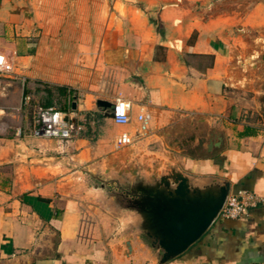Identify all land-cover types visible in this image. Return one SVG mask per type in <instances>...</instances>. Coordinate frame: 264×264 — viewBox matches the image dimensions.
Listing matches in <instances>:
<instances>
[{"label": "crops", "instance_id": "1", "mask_svg": "<svg viewBox=\"0 0 264 264\" xmlns=\"http://www.w3.org/2000/svg\"><path fill=\"white\" fill-rule=\"evenodd\" d=\"M57 2L92 28L104 0H0V53L12 63L0 72L8 78L0 82V166L12 168L10 186L0 185V264H161L132 211L116 207L100 179L130 168L149 178L170 165L260 200L235 219L218 216L162 264H264V0H142L137 10L113 0L106 27L135 41L111 47L106 86L98 52L94 68L56 74L66 63L54 49H99L44 40ZM37 77L72 90L59 98L75 112L79 135L36 136L31 119L10 121L19 81ZM118 97L131 103L125 124L96 109L97 99ZM141 108L151 114L146 134L137 132ZM123 131L133 141L116 148Z\"/></svg>", "mask_w": 264, "mask_h": 264}, {"label": "water", "instance_id": "2", "mask_svg": "<svg viewBox=\"0 0 264 264\" xmlns=\"http://www.w3.org/2000/svg\"><path fill=\"white\" fill-rule=\"evenodd\" d=\"M96 109L112 118L114 102L97 99ZM126 171L129 176L124 175ZM100 181L116 207L132 211L135 230L160 252L161 264L184 252L204 234L219 216L230 189L226 179L196 181L172 165L164 174L149 178L140 176L135 168L118 169L116 176Z\"/></svg>", "mask_w": 264, "mask_h": 264}, {"label": "rangeland", "instance_id": "3", "mask_svg": "<svg viewBox=\"0 0 264 264\" xmlns=\"http://www.w3.org/2000/svg\"><path fill=\"white\" fill-rule=\"evenodd\" d=\"M125 1L128 2L127 4H129L131 9L133 10L142 8V0ZM66 4L68 3L57 2L56 5H54L50 20L51 31L47 34H44V36L46 37L44 40L50 43H55L57 47L65 46L67 45V43L92 41L98 45L99 49L98 51H96V53L95 51L90 50L54 49L53 51H51L54 57L59 62L66 63L63 67H59L56 65L54 66V68L57 70L56 74L65 76L79 75L80 71L74 66L76 64H82L81 66H85L93 63V67H90L94 68L93 59L96 58L95 55L98 52L99 55H97V58H99L100 60L98 67L99 80L102 85L106 86L107 84L104 82L103 78H109L114 72V69L111 66L112 63L110 62L114 57V49H111V47L113 45L119 46L120 43L124 41V39L125 41L133 44L135 39L132 35L122 34L118 32V29L113 28L114 30H112L106 27L107 17L110 9L112 8L113 0H104L103 3H100L98 20H94L96 24L92 28L88 24L85 26H80L78 24L79 21L76 18L75 11L64 9ZM40 36L42 35L40 34L39 37ZM79 56H82V58L84 59L81 60ZM5 79L8 78H5L2 74H0V82H3ZM21 82L22 81H19V85L20 89L23 90V95H19V97H17V99L14 101L18 109H12L16 116L15 119H10L11 122L14 120L15 122L20 123L24 120H29L33 109L45 103L47 98L46 89L49 86L55 85L46 81H42L39 77L25 79L23 81L24 84H22ZM59 97L61 98V95H59L55 89H52L51 100H54L53 103H55L57 107L63 105ZM74 114L75 112L71 114L70 118L75 117ZM83 117L84 118L82 121L87 122L88 120L86 119H88V116H85L83 114ZM84 124L82 123V128L85 127ZM79 133L80 131H78L77 135H79ZM11 172L12 168L9 164L0 166V185L2 187L10 186ZM111 176L114 177L113 175Z\"/></svg>", "mask_w": 264, "mask_h": 264}, {"label": "built area", "instance_id": "4", "mask_svg": "<svg viewBox=\"0 0 264 264\" xmlns=\"http://www.w3.org/2000/svg\"><path fill=\"white\" fill-rule=\"evenodd\" d=\"M12 70V63L4 54L0 53V72H9ZM131 103L129 100L118 97L114 101V110L112 119L118 124H125L130 121ZM72 109L63 110L57 105L38 106L35 110L33 118L32 132L36 136H59L69 138L77 135L80 130L71 121ZM136 121L138 123L137 132L139 134H146L150 128L151 114L142 108L136 114ZM133 136L123 131L119 133L114 139L116 148H121L131 144ZM260 200V197L249 191L240 190L236 193H228L225 202L220 210L219 216L235 219L247 213L250 207L255 206Z\"/></svg>", "mask_w": 264, "mask_h": 264}, {"label": "trees", "instance_id": "5", "mask_svg": "<svg viewBox=\"0 0 264 264\" xmlns=\"http://www.w3.org/2000/svg\"><path fill=\"white\" fill-rule=\"evenodd\" d=\"M52 89H55L59 95L64 96V97H70L69 95H71V93H72V90L71 89H69L68 87L63 86V85H53V86H49L46 89V91H47L46 101H45V103L42 106L50 105V104L53 103L54 100L53 101L51 100ZM53 104H55V103H53ZM64 106H66L65 103H63V105L60 106V107H58V108L63 109ZM35 110H36V108L33 109L32 113L30 115V119L32 121H33V118H34ZM85 116H88V114L85 113Z\"/></svg>", "mask_w": 264, "mask_h": 264}]
</instances>
